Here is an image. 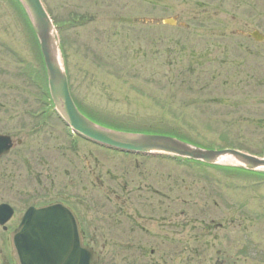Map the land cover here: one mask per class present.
<instances>
[{
  "label": "rangeland",
  "instance_id": "1",
  "mask_svg": "<svg viewBox=\"0 0 264 264\" xmlns=\"http://www.w3.org/2000/svg\"><path fill=\"white\" fill-rule=\"evenodd\" d=\"M43 2L90 117L264 155V38L249 34L264 36V0ZM19 7L0 0V133L14 140L0 157V204L15 210L0 225V264H17L10 232L25 210L54 202H74L98 264H170L159 236L188 249L194 236L209 242L205 255L179 249L171 264H264V175L126 155L69 133L43 94L46 70ZM140 192H165L163 207H142Z\"/></svg>",
  "mask_w": 264,
  "mask_h": 264
},
{
  "label": "water",
  "instance_id": "2",
  "mask_svg": "<svg viewBox=\"0 0 264 264\" xmlns=\"http://www.w3.org/2000/svg\"><path fill=\"white\" fill-rule=\"evenodd\" d=\"M24 7L43 54L49 90L62 118L81 135L118 149L145 154H166L225 164L264 172V157L235 148H205L174 136L119 130L101 125L85 116L76 106L69 88L60 38L42 0H19ZM165 22H169L168 19ZM251 35L262 40L257 30ZM9 136L0 135V156L10 150ZM13 210L0 205V224ZM13 254L18 264H95L98 254L83 242L74 213L60 203L30 207L20 225L11 233Z\"/></svg>",
  "mask_w": 264,
  "mask_h": 264
},
{
  "label": "flooded vegetation",
  "instance_id": "3",
  "mask_svg": "<svg viewBox=\"0 0 264 264\" xmlns=\"http://www.w3.org/2000/svg\"><path fill=\"white\" fill-rule=\"evenodd\" d=\"M121 193H126V197H123L124 200L121 201L123 203H128L130 202L132 199H133V195H131V192H112L111 194H113L112 196L113 199H115V201H120L119 199L122 197ZM145 192H140L138 195H137V201L141 202V205L142 207H146V206H149V207H153L154 209H156V207H158L159 209L161 207H163L162 203H163V197L165 199V192H147V194H144ZM110 196V192L107 193V197ZM157 197V204H155V199ZM66 203V202H65ZM74 202H71V203H66L67 205H69L70 207L73 208V210L75 211V213L77 214L76 210L74 209L75 207L72 205ZM157 205V206H155ZM168 207L166 206V209ZM154 212H157V211H154ZM78 216V215H77ZM79 218V217H78ZM80 220V219H79ZM81 223V221H80ZM81 225V229H82V232L84 234V237H85V230H84V227ZM190 238H193V237H190ZM198 238L199 237H196L194 236L193 239H196V241L193 243L194 247L193 248H189L187 246H185V244H183L181 247H180V240H183V238L181 237H161L159 236V238L156 240L154 239L156 242H158L159 244H161V246H165L164 247V253H163V257L166 261V263H170L171 264V260L173 258H175V256L178 254L179 252V249L182 250V251H188L187 253H190V255H198V254H201V255H205V251H207L208 249H210V246L208 245L209 242L206 240V242L203 243L204 246H199V244L197 243L198 241ZM133 240V239H132ZM131 239L129 241H132ZM135 240H133L134 242ZM182 242V241H181ZM200 252V253H199ZM153 253V252H152ZM217 255L218 257L220 256H223V255H226V242H225V248L224 249H217ZM221 264L224 262V259L221 260ZM216 264H220L219 260H217Z\"/></svg>",
  "mask_w": 264,
  "mask_h": 264
},
{
  "label": "trees",
  "instance_id": "4",
  "mask_svg": "<svg viewBox=\"0 0 264 264\" xmlns=\"http://www.w3.org/2000/svg\"><path fill=\"white\" fill-rule=\"evenodd\" d=\"M99 121L104 122V123H107V124L112 125V126H119L121 128H128V129H134V130L140 129V130H148V131H155V132H167V133H170V134H175V135L182 136L179 132H175L173 130L165 131L161 127H152V126H127V125L122 124L121 122H117V121L108 122L105 119L104 120L99 119ZM226 170H229V171H241V172H244V173H248V171H246V170L236 169V168H228V167H226ZM252 173H254V172H250L249 174H252Z\"/></svg>",
  "mask_w": 264,
  "mask_h": 264
}]
</instances>
